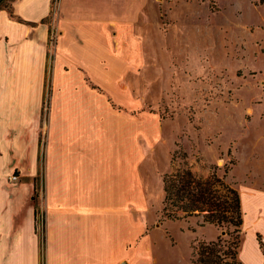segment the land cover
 <instances>
[{
  "label": "crops",
  "instance_id": "0c3cea01",
  "mask_svg": "<svg viewBox=\"0 0 264 264\" xmlns=\"http://www.w3.org/2000/svg\"><path fill=\"white\" fill-rule=\"evenodd\" d=\"M158 7L14 0L11 12L0 9V264H130V212L145 205L146 126L135 100ZM247 230L255 248L242 242L239 261L264 264L260 232Z\"/></svg>",
  "mask_w": 264,
  "mask_h": 264
},
{
  "label": "rangeland",
  "instance_id": "374dc122",
  "mask_svg": "<svg viewBox=\"0 0 264 264\" xmlns=\"http://www.w3.org/2000/svg\"><path fill=\"white\" fill-rule=\"evenodd\" d=\"M153 1L158 31L147 18L144 90L135 100L144 106L146 126L145 205L130 212L123 255L130 264H189L198 241L235 239L195 217L162 216L163 174L188 167L205 178L211 167L222 175L227 166L226 181L245 215L236 257L241 264L242 242L255 248L248 226L259 230L264 254V0ZM13 2L3 0L0 8L11 12ZM49 92L48 80L44 113ZM38 210L40 234L39 202Z\"/></svg>",
  "mask_w": 264,
  "mask_h": 264
},
{
  "label": "trees",
  "instance_id": "16d2710c",
  "mask_svg": "<svg viewBox=\"0 0 264 264\" xmlns=\"http://www.w3.org/2000/svg\"><path fill=\"white\" fill-rule=\"evenodd\" d=\"M10 16L13 17L11 13ZM228 171L230 168L226 166L223 174L219 175L218 168L213 166L204 178L183 167L162 175L164 218L183 220L195 217L203 224H212L222 235L235 236L228 241L221 236L214 242L198 241L193 246L189 264H238L236 257L243 224L242 204L237 190L226 181ZM257 240L261 247L259 235Z\"/></svg>",
  "mask_w": 264,
  "mask_h": 264
},
{
  "label": "built area",
  "instance_id": "2783aa9c",
  "mask_svg": "<svg viewBox=\"0 0 264 264\" xmlns=\"http://www.w3.org/2000/svg\"><path fill=\"white\" fill-rule=\"evenodd\" d=\"M55 42H56V32L52 30L49 34V40H48V53H49V58L53 55V50L55 47ZM46 101V99H45ZM41 213H40V219H41ZM41 224V221H40Z\"/></svg>",
  "mask_w": 264,
  "mask_h": 264
}]
</instances>
